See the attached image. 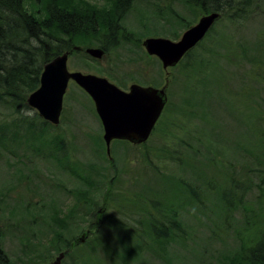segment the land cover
<instances>
[{"label": "rangeland", "instance_id": "374dc122", "mask_svg": "<svg viewBox=\"0 0 264 264\" xmlns=\"http://www.w3.org/2000/svg\"><path fill=\"white\" fill-rule=\"evenodd\" d=\"M78 1L91 9L82 20L113 16L111 3ZM251 9L240 25L219 19L216 39L211 35L176 67L164 70L154 60L159 87L170 81L168 105L147 143L112 144V162L95 106L75 83L61 125L46 128L42 138H31L36 134L16 122L34 118L39 130L35 110L0 102L1 223L4 249L16 264H55L66 256L48 252L58 226L72 247L63 264H252L248 256L264 236V55L256 51L264 48V0H252ZM30 10L42 13L43 3ZM204 15L184 0L137 2L121 22L127 38L117 37L105 52L109 36L95 31L100 34L70 55L69 70L106 77L126 90L149 79L140 34L179 41ZM89 48L106 54L95 59ZM204 56L211 62L192 68ZM82 182L92 185L95 204L70 194ZM231 192L240 195L241 206L238 199L225 205ZM62 208L67 218L76 211L73 218L51 223L49 216ZM102 208L106 214L98 216ZM81 210L89 211L88 219ZM160 218L167 223L164 238L153 230Z\"/></svg>", "mask_w": 264, "mask_h": 264}, {"label": "trees", "instance_id": "16d2710c", "mask_svg": "<svg viewBox=\"0 0 264 264\" xmlns=\"http://www.w3.org/2000/svg\"><path fill=\"white\" fill-rule=\"evenodd\" d=\"M103 1L114 5L112 14L119 13L122 15L133 10L135 3L145 0ZM184 1L199 7L205 11V14L213 12L220 13V20L229 22L231 25H240L248 21L252 16V0ZM34 3L38 5L43 3V14L41 12H30V7H32ZM34 9H36L35 6L33 7V10ZM90 11L91 9L87 4L79 2L78 0H0V102L7 104L11 103L13 106H16L17 110L20 108L28 109L27 99L39 88L41 75L47 63L66 52H72V54H74L76 52L74 50L75 46H79L80 43H88L86 41L89 39V42H91L92 37L100 34L95 31L103 29V31L106 32L105 23L108 18L103 19L97 16L93 21L82 20L83 16L80 15ZM156 16L158 19L162 17L160 13H156ZM188 25L191 24L189 23ZM188 25H186V27ZM86 26L88 28H86ZM140 35H143V37H140ZM140 35L137 37L138 40H136V42L141 48L140 41L145 38V34ZM211 35H213L215 40L217 37L215 26L207 34L205 39L201 41L196 48L190 51L186 57H191L197 49L202 47L205 40L210 38ZM122 36H124L123 38H127L124 34ZM110 43L113 47L117 45L114 43V37L111 38ZM261 45L264 46V43H261ZM256 51L264 55V48L257 46ZM206 54L212 57L214 51L208 50ZM200 60L201 66H205L211 62L204 56L200 59H196L192 68H194ZM255 61H257V59H255ZM197 69L203 71L202 67H198ZM211 78L214 79V76H211ZM211 82L214 83L215 81ZM16 122L19 126L25 125L29 135L30 133L36 134L35 136L30 135L31 138H42V135L46 134V128L49 126L56 127L42 120V127H40L39 130H35L38 128V125H36L34 118H24ZM90 169H93V167L89 166V170ZM77 173L78 175L80 174V172ZM74 177H77V175ZM232 180L234 181V179ZM91 186L92 185L82 182V185L72 192L70 191V194L78 196L81 203L95 204V196L89 193ZM231 194L233 195L228 198L223 197L224 203L228 208L234 205L240 196L232 192ZM229 198H231V200H229ZM238 202L241 206L240 199H238ZM57 205L54 206V209ZM3 212L4 211H0V264H16L13 257L4 249V230L2 228L1 219L3 217L6 219V216H4L6 212ZM75 212L76 211L71 210L67 218L68 213L66 214L65 210L62 208L58 211H54V214L49 217L51 223L52 221L64 222L66 219L73 218ZM81 215H83L81 219L86 220L90 216V213L87 210H81ZM107 222H112V220H108ZM86 223L87 225L89 224V222ZM158 223H161V228H158L160 227L157 226ZM171 223L172 232L178 230L177 224L174 222ZM154 225L156 228L153 230H156L155 234L157 237L164 238L166 233L169 234L167 231V224L162 223L161 218L156 220ZM177 232L178 231H176V233ZM162 234H164V236ZM52 237L53 243L56 246H54L51 251H48L49 254H59L60 252L67 251L66 256H68L69 249H72L70 246L71 243L64 239V233L60 226L52 232ZM250 253H252L253 257L248 256V259L250 258L252 264H264V236L260 238L258 244ZM66 256L62 264L64 262L66 263ZM73 259L74 258L71 257V260ZM74 264H76L75 260Z\"/></svg>", "mask_w": 264, "mask_h": 264}, {"label": "water", "instance_id": "95a60500", "mask_svg": "<svg viewBox=\"0 0 264 264\" xmlns=\"http://www.w3.org/2000/svg\"><path fill=\"white\" fill-rule=\"evenodd\" d=\"M220 13L204 15L199 22L184 32L179 41L162 37H150L143 45L149 55L158 57L163 69L176 67L194 49L219 20ZM87 54L101 59L105 52L89 48ZM69 53H64L44 66L40 87L27 99V105L41 118L57 126L63 111L64 97L70 82L76 83L94 101L97 114L104 126V141L108 153L114 140L133 144L146 142L168 102L165 89L133 85L125 92L107 78L68 68ZM61 253L55 264H61Z\"/></svg>", "mask_w": 264, "mask_h": 264}, {"label": "flooded vegetation", "instance_id": "af4514ba", "mask_svg": "<svg viewBox=\"0 0 264 264\" xmlns=\"http://www.w3.org/2000/svg\"><path fill=\"white\" fill-rule=\"evenodd\" d=\"M125 14H119V13H116V14H113V16H110V17H108V19L110 18V19H112L111 21H109L106 25H105V28L107 29L106 30V34L104 33V34H102L103 36H109L107 39H108V41H103L102 42V44H104V46L102 47V49L106 52V50H108L109 49V47H110V40H111V38H113L114 37V41H115V39L117 38V37H121L123 34L126 36V34H125V32H127L128 30L125 28V26H123L122 25V20L124 19V16ZM96 18L94 17V20H95ZM115 36H116V38H115ZM122 37H124V36H122ZM145 39H147L146 37L145 38H143L142 39V41H141V48L139 49L140 51H141V54H142V56L143 57H146V58H148L149 60H150V65H146V66H144L143 68H144V70H143V68H141V70H143V73L145 74V75H147L148 77H149V79H147V78H141L142 80H138L137 82H134V83H132L129 87H128V89H122V88H120L118 85H116L115 83H113V82H111L108 78V80L111 82V83H113V84H115L116 86H118L120 89H122V90H124L125 92H129L130 91V89H131V87L133 86V85H139V86H141V87H152V88H155V89H165V92H166V94H167V96H168V89H169V84H170V81H169V78H166V80H165V83L163 84V86L162 87H159V82H158V75H157V73H156V69H155V65H154V60L156 59L157 60V62L159 63V59H158V57H156V56H153V55H149L148 54V52L146 51V49H145V47H144V45H143V42H144V40ZM79 48H77V46H75L74 47V50L75 51H77ZM71 54H72V52H71ZM106 54V53H105ZM187 56V55H186ZM185 56V57H186ZM185 57L182 59V61L185 59ZM145 58V59H146ZM181 61V62H182ZM180 62V63H181ZM179 63V64H180ZM178 64V65H179ZM174 68V67H173ZM168 70V69H167ZM141 75V74H140ZM141 77V76H140ZM106 78V77H105ZM138 79V78H137ZM136 79V80H137ZM133 80H135V79H133ZM130 81V80H129ZM71 83V82H70ZM72 83H74V82H72ZM76 84V83H75ZM77 85V84H76ZM69 86H70V84H69ZM78 86V85H77ZM121 86V85H120ZM79 87V86H78ZM121 87H123V86H121ZM80 88V87H79ZM68 89H69V87H68ZM68 89H67V92H68ZM81 89V88H80ZM67 92H66V94H65V96H67ZM88 95V94H87ZM89 96V95H88ZM90 97V96H89ZM65 98L66 97H64V101H65ZM90 99H91V97H90ZM92 100V99H91ZM92 102H93V104H94V101L92 100ZM168 102H169V96H168ZM168 102H167V104H166V106L168 105ZM94 106H95V104H94ZM166 106H165V108H166ZM165 110V109H164ZM95 111H96V107H95ZM164 112V111H163ZM96 114H97V111H96ZM163 114V113H162ZM63 116H64V104H63V111H62V113H61V116H60V123H59V125H57V126H60L61 125V123H62V121H63ZM96 116V118L99 120V122H100V124H101V129H102V131H103V140H104V126H103V124H102V121H101V119H100V117H99V115L97 114V115H95ZM162 116V115H161ZM161 118V117H160ZM160 118H159V120L157 121V123H156V125H155V127H154V129H153V131H152V133H151V135H150V137L152 136V134L154 133V131L157 129V126H158V122L160 121ZM74 116H73V118H70V121L71 122H73L74 121ZM49 123V122H48ZM149 140V139H148ZM147 140V141H148ZM147 141L146 142H144V143H141V144H133V143H131V142H129V141H125V140H114L112 143H111V146H112V144H114L115 142H124V143H128V144H131V145H144L145 143H147ZM105 142V141H104ZM105 145H106V143H105ZM106 150H107V155L109 156V161L110 162H112L113 160H114V158L113 157H111V152L110 153H108V149H107V146H106ZM98 213H99V215L98 216H104L105 214H106V212H105V208H102V209H100L99 211H98ZM163 221V220H162ZM162 223H165L164 221L162 222ZM167 224V223H166ZM249 261H250V259H249Z\"/></svg>", "mask_w": 264, "mask_h": 264}]
</instances>
